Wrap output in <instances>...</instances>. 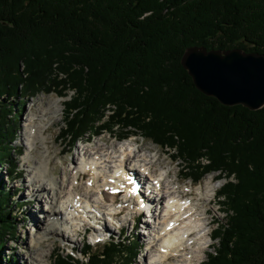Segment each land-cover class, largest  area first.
Here are the masks:
<instances>
[{
	"label": "trees",
	"instance_id": "trees-1",
	"mask_svg": "<svg viewBox=\"0 0 264 264\" xmlns=\"http://www.w3.org/2000/svg\"><path fill=\"white\" fill-rule=\"evenodd\" d=\"M264 53V0H0V163L14 152L25 99L54 92L64 101L59 139L121 130L177 152L188 176L226 179L217 198V245L201 264H264V107L226 106L200 92L181 59L188 47ZM18 100L20 108L13 100ZM11 172H22L13 163ZM22 177V176H20ZM0 185V264L17 226ZM122 234L84 258L55 264H131L138 241Z\"/></svg>",
	"mask_w": 264,
	"mask_h": 264
},
{
	"label": "bare ground",
	"instance_id": "bare-ground-1",
	"mask_svg": "<svg viewBox=\"0 0 264 264\" xmlns=\"http://www.w3.org/2000/svg\"><path fill=\"white\" fill-rule=\"evenodd\" d=\"M62 101L61 97L51 96L47 108L40 109L37 115L42 121L35 122L30 116L26 119L22 132L24 140L28 142L26 158L32 163L28 169L29 195L40 200L42 195L45 200V204L40 207L44 219L39 215L37 220H33L37 227L33 229L35 235L30 240V247L36 250L33 263L50 264V252L47 254L48 258L43 259L46 255H42L39 247L45 242H51L54 248L57 243L55 236L69 243L74 241V235H65L64 229H68L70 225V232L78 231L77 228L73 229L74 225L78 226L73 222L77 219L74 216L76 213L89 217V212L94 209L95 217L102 221L103 212L101 214L100 208L103 206H100L99 199L106 205L108 215L115 220L124 211L131 210L133 213V209H138L139 200H144L150 207L156 192L157 195L164 193L165 205L160 213L156 212L155 216L148 219V226L151 223L160 226L156 232H148L153 238L151 244L154 243L159 249V254L150 252V264H199L205 248L209 246L208 225L213 221L211 210L215 199L212 192L218 188L214 185L218 181L212 180L216 176H208L195 186L191 181H185L184 173L180 170L175 172L163 166L160 157L147 144L135 148L137 140L124 143L106 140L107 145L96 143L93 152L83 148L73 165L66 166L59 177L56 175V167L49 153V141L45 135L49 129L48 122L59 119L57 115L62 109ZM39 142L46 149L40 152V156L34 157L33 151ZM102 176L103 182H100L99 178ZM80 177H89L83 189L85 193L82 194H79L80 187L77 184ZM153 179L160 181L159 189L151 184ZM121 193H124L123 200L119 201ZM95 194L100 197L96 198ZM65 212L71 216L74 225L69 223ZM134 221L135 218L131 228L134 227ZM103 224L105 226L101 227L99 224V229L96 230L104 231L109 228L105 221Z\"/></svg>",
	"mask_w": 264,
	"mask_h": 264
},
{
	"label": "rangeland",
	"instance_id": "rangeland-1",
	"mask_svg": "<svg viewBox=\"0 0 264 264\" xmlns=\"http://www.w3.org/2000/svg\"><path fill=\"white\" fill-rule=\"evenodd\" d=\"M51 96H58L56 93H45L41 92L33 97H29L25 99L26 105L21 111V121L19 123H16L14 125L16 128H18V134L17 139L14 142V148L21 149V153L14 152V156L8 161L7 163H0V185L6 189H8L11 193V201L13 203L14 212L12 213V216L14 218V222L17 226V232L16 235L13 236L12 234L8 233L5 238V246L2 251V257L4 258L3 261H6V257L15 256L17 258L19 264H36L33 263L35 260L34 254L35 249L30 247V240L35 235V232L33 229H36L37 227L34 225L35 221L37 220L39 215H42V218L44 219L43 215L44 213L41 212V206L45 204V200L41 196V200L34 199L29 195V189H28V169L31 167L32 163L27 160L26 155L28 153L27 140H24V137L22 136V132L24 130V125L26 122V119H28L30 116L35 122L42 121L40 118H38V114L40 113V109L47 108V104L49 101V98ZM63 98L62 105L60 106L62 109L58 113V120L54 122H48L47 127L49 128L46 132V138L49 141L48 148L49 153L52 156L53 165L56 167V175L60 177L62 174V171L66 166H72L74 159L76 157H79V154L81 153L82 149H89L92 152L94 151L93 148L96 146V143H100L103 145H107L106 140H111L112 142H133L134 140H137V145L135 148L140 147L142 144H147V146L151 147L154 151V154L160 159V162L163 164V166H167L168 168H171L173 171H181L184 173V179L187 182L191 181V184H195L194 178L191 176H188V172L190 170L185 169L187 166V163L179 158L176 151L167 148L165 146H162L160 144L154 143L152 140L147 139L140 135H132L128 139L123 141H118L117 138H120L119 134L122 132L121 130H116L113 133L104 132L98 136L95 137H87L84 136L80 138V140L76 143L73 149L69 146L68 140L59 139V135L61 134V128L64 125V110L65 105L64 101L68 99V97H61ZM17 104V107L20 108V104L18 100H13ZM47 121V120H46ZM46 149L42 146L41 142H39L36 146V149L33 151V156L38 157L40 156V152ZM61 151V153H60ZM13 163L18 167L17 170L19 172H22L20 176L18 177L14 176L10 169H12ZM106 173V171H104ZM165 173V170H163ZM107 174V173H106ZM219 172L212 171L211 173H208L204 175L198 182H201L205 180L208 176H218ZM71 175V172L68 173V176ZM104 176L100 177V182H103ZM89 178V177H88ZM88 178L80 177V180H78L77 184L79 185V194L85 193V190H83L85 187V183L87 182ZM218 178V177H217ZM226 181V179H220L218 182H215V187L218 186L221 187L222 184ZM193 182V183H192ZM199 184V183H198ZM216 189V188H215ZM77 191V192H78ZM215 190L212 192V195L214 194ZM43 194V193H42ZM123 194L121 193L119 201H122ZM214 196V195H213ZM96 198H99V194H95ZM215 197V196H214ZM100 206H103L100 208L101 214L103 212V223L105 221V224L107 223V227L109 224V228L102 231L100 233L99 224L101 227H103L102 221L96 218V211L89 212V217L82 213H76L74 216L77 217L76 220H73L74 224H77L78 226L75 227L74 224H72V218L68 213H64L66 218L68 217L69 223L71 225H74V228H77V232L72 231L70 232V225L68 226V229H64L66 232L65 235H68L69 233L71 236H73V242L69 243L63 240V238H59L58 236H55L54 239H56L57 243L56 246L53 248V243L51 242H45L42 246L39 247V250L43 252V256H45L43 259L48 258V253L50 252V264H55V255L57 253H62L63 255L67 254H73L76 258L81 259L84 258L85 255L81 254V250L85 247V245L90 244L93 247L94 252H100L104 250L106 243H96V241L99 238L108 237L110 239L116 238L122 242L125 240L124 237L120 235L119 229L121 230V227H125V235L128 236L130 239H136L138 241V255L136 256V259H134L131 264H150L152 259H150V252L153 254H159V249L157 245H154V243L151 244V240L153 239L152 236L148 233L152 230L156 232L158 225H154L151 223L148 226V216L143 214L141 216V226H138L136 229L131 228L133 225L134 215L138 212H135L133 209V213H131V210L124 211L120 216H118L115 220L111 218V216L108 215L107 209H105V204L99 199ZM137 202V200H135ZM139 202V201H138ZM85 204V203H83ZM139 204V203H138ZM158 208V207H157ZM212 213L211 218L213 221L210 225H208L210 230H214V228L217 226V221L219 222H225L226 216L224 212V205L219 202V199L215 197L213 201V207H212ZM158 213V212H157ZM88 214V213H87ZM99 214V212H98ZM73 216V217H74ZM35 217V218H34ZM71 219V220H70ZM74 219V218H73ZM111 219V220H110ZM43 221V220H42ZM44 222V221H43ZM42 222V223H43ZM87 222L92 223L86 224ZM41 223V224H42ZM116 223V224H114ZM34 226V227H33ZM105 226V225H104ZM135 230V231H134ZM86 231V235L84 237V232ZM145 231V234H143ZM147 232V233H146ZM77 233V234H76ZM73 234V235H72ZM106 239V238H104ZM209 241V246L205 248L203 254H202V260L198 262L201 264L207 257V254L214 249V247L217 245V242L213 240V238H207ZM126 262V259L123 257L117 258L116 264H124ZM161 264V263H159Z\"/></svg>",
	"mask_w": 264,
	"mask_h": 264
},
{
	"label": "water",
	"instance_id": "water-1",
	"mask_svg": "<svg viewBox=\"0 0 264 264\" xmlns=\"http://www.w3.org/2000/svg\"><path fill=\"white\" fill-rule=\"evenodd\" d=\"M196 88L226 106L264 107V53L188 47L181 59Z\"/></svg>",
	"mask_w": 264,
	"mask_h": 264
}]
</instances>
